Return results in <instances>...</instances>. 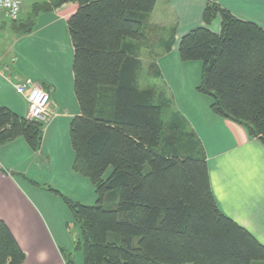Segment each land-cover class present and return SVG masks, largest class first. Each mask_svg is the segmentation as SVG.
<instances>
[{
	"label": "trees",
	"instance_id": "obj_1",
	"mask_svg": "<svg viewBox=\"0 0 264 264\" xmlns=\"http://www.w3.org/2000/svg\"><path fill=\"white\" fill-rule=\"evenodd\" d=\"M71 1L78 4L68 27L81 110L70 124L73 170L92 182L97 200L86 205L60 195L80 226L84 264L264 261V244L220 210L207 157L161 151L164 106L154 91L140 89L142 60L125 43L142 42L154 29L148 22L158 0H53L52 5ZM46 8L51 5L36 6L18 29L30 32L34 15ZM218 15L220 32L210 28ZM202 20L203 26L182 37L180 59L203 62L198 90L213 97L212 112L264 143V29L219 0L208 1ZM165 50H171L169 43ZM45 123L0 105V144L24 138L38 151ZM110 233L117 237L110 240ZM70 255L66 264H74ZM25 261L26 253L0 220V264Z\"/></svg>",
	"mask_w": 264,
	"mask_h": 264
},
{
	"label": "crops",
	"instance_id": "obj_2",
	"mask_svg": "<svg viewBox=\"0 0 264 264\" xmlns=\"http://www.w3.org/2000/svg\"><path fill=\"white\" fill-rule=\"evenodd\" d=\"M52 1L22 0L23 10L19 20L0 22V39L8 40L10 50L15 55L14 61L19 60L15 67V80L6 76L12 84L14 97L0 88V105L28 117L27 100L15 88V84L28 78L33 81L34 86L49 91L51 97L38 151H34L24 138L0 144V220L9 226L26 253L23 264H66L65 255L68 253L63 227L64 223L73 224L74 216L72 215V220L71 211L60 194L80 201L70 190L73 186H83L87 187V191L81 197L88 196L91 188L92 195L89 199L92 201L88 202L97 200L92 182L73 170L75 152L70 139V124L81 110L74 88V46L68 20L77 11L78 4L71 1L53 7ZM171 1L158 0L148 23L154 27H166V22H169L166 19H172L173 15ZM220 4L224 6L221 2ZM47 5H51V8L34 15V25L30 32L18 29L19 25L29 21L36 6ZM162 5L167 6L163 8ZM231 11L234 13L232 9ZM165 53L160 61L167 58L171 50H165ZM139 57L143 59L142 56ZM160 69L162 71V66ZM155 74L158 75L157 71ZM162 76L166 78V73L161 72L160 77ZM215 116L218 119L206 115L208 122L204 124L207 128L200 126V136L209 142V151L214 153H207L212 191L220 210L250 230L264 244V209L242 205L248 195L246 192L261 183L263 176L260 174L257 177L259 173L254 170V166L256 167L258 154H262L263 143L259 145L260 140L252 137L249 132L247 136L239 128L243 125ZM210 122L217 123V126L214 127ZM222 152L220 157L224 159L218 164L214 174L210 161ZM110 171L111 169L108 170V175ZM34 174L44 178H34ZM72 178L70 187L65 180ZM41 179L44 181L41 182ZM48 187L59 191V194L47 191L57 196L51 197L55 205L47 204L38 194L37 188ZM235 194H238L236 202ZM55 209L64 215L63 221H59Z\"/></svg>",
	"mask_w": 264,
	"mask_h": 264
},
{
	"label": "rangeland",
	"instance_id": "obj_3",
	"mask_svg": "<svg viewBox=\"0 0 264 264\" xmlns=\"http://www.w3.org/2000/svg\"><path fill=\"white\" fill-rule=\"evenodd\" d=\"M165 1L168 2V0ZM208 1L209 0H172L170 5L173 15L172 19L170 17L166 19L169 21L166 22L168 24L166 27L155 26L153 27L154 29L147 30L145 33L146 38L142 42L133 39H125L126 44L131 43L133 45V49L131 50L133 52L135 51L136 55H140L143 58V65L139 76L140 87L142 89L154 91L155 95L159 97L160 103L164 106L163 120L165 122V128L161 151L174 156L207 157L210 144L200 136V126L207 128V125L204 124L208 122L206 115L218 119L210 108L213 97L209 94L201 93L198 90L202 82L203 62H182L179 56V44L182 37L191 30L204 25L202 18ZM219 2L224 4V7L230 10L232 9L234 14L239 18L254 22L264 29V0H219ZM166 6L167 5H162L163 8ZM210 28L214 31L216 30V32H220V15L212 22ZM167 43L171 45V53L167 58H163L160 61V58L166 54L164 47ZM9 45L8 40L3 41L0 39V88L5 90L9 96L14 97L12 94V84L7 80L6 76H11V79L15 80V67L18 66L19 60L14 61L15 55L10 50ZM161 66L162 71L160 69ZM156 71H161L163 74L165 72L166 78L156 75ZM210 123L214 124V127L217 126V123ZM239 128L243 129L247 136L249 135L245 126ZM258 139L260 140H257L259 141L258 144L261 145L263 141L260 138ZM263 146H261L262 154H258L256 167L254 166V170L259 173L257 177L261 176L260 174L263 176L262 180L260 179L261 183L253 190H248L246 192L248 195H246V201L242 205H252L264 209ZM209 152L214 154L213 151ZM221 154H223V152L216 154L210 161L214 174L216 173L218 164L224 159L220 157ZM39 177V175L34 174V178ZM41 180V182L44 181V179ZM72 182L73 178L72 180L69 179V181L65 180L66 185L70 187ZM37 187H39V185ZM86 189L87 187L83 186L81 188L73 186L70 192H73L75 197L80 201L82 200V202H84L83 204L94 205L96 202H88L92 201L89 199L90 195H92L91 188L88 190V196L81 197V195L86 193ZM37 190L38 194L47 204L55 205L51 197L52 195L53 197L57 196L49 193L52 191L47 188H37ZM237 195L238 194H235V202L237 201ZM71 213L70 215L72 216L73 214ZM55 214L59 218V221L64 220L65 217L59 210L55 209ZM63 228L65 234L64 240L66 241L65 249L68 256L72 254L74 264H84V253L78 247V240L81 237L80 226L74 219L73 224L64 223ZM60 229L62 231V228ZM74 234H78L79 236L75 237ZM114 237H117V234L110 233L109 239L113 240ZM253 264H264V261L254 262Z\"/></svg>",
	"mask_w": 264,
	"mask_h": 264
},
{
	"label": "built area",
	"instance_id": "obj_4",
	"mask_svg": "<svg viewBox=\"0 0 264 264\" xmlns=\"http://www.w3.org/2000/svg\"><path fill=\"white\" fill-rule=\"evenodd\" d=\"M22 10V0H0V22L18 21ZM15 88L27 100L28 118L45 120L51 102L49 91L34 86L29 78L15 84Z\"/></svg>",
	"mask_w": 264,
	"mask_h": 264
}]
</instances>
